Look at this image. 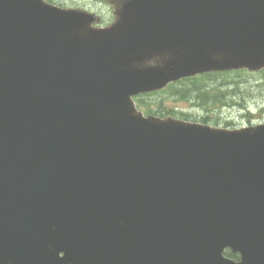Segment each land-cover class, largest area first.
<instances>
[{
	"label": "water",
	"instance_id": "obj_1",
	"mask_svg": "<svg viewBox=\"0 0 264 264\" xmlns=\"http://www.w3.org/2000/svg\"><path fill=\"white\" fill-rule=\"evenodd\" d=\"M91 21L0 0V264H264V123L144 116L132 99L264 67V0H129Z\"/></svg>",
	"mask_w": 264,
	"mask_h": 264
},
{
	"label": "rangeland",
	"instance_id": "obj_2",
	"mask_svg": "<svg viewBox=\"0 0 264 264\" xmlns=\"http://www.w3.org/2000/svg\"><path fill=\"white\" fill-rule=\"evenodd\" d=\"M61 2L63 5H77L78 8L92 11L99 16L106 17L107 13L112 14V11L100 5L98 0H63ZM198 80L205 81L206 78L200 77ZM206 83L207 85L202 88H210L207 95H216V98L221 100L218 104L205 105L197 98H191V93L182 95L183 88L186 86L175 83L154 94L140 97L141 107L151 108L158 115L160 112L166 114L167 111H171L173 115L170 117L203 121L212 126L226 128L264 123V69L254 72H231ZM165 114L163 115L166 116Z\"/></svg>",
	"mask_w": 264,
	"mask_h": 264
},
{
	"label": "trees",
	"instance_id": "obj_3",
	"mask_svg": "<svg viewBox=\"0 0 264 264\" xmlns=\"http://www.w3.org/2000/svg\"><path fill=\"white\" fill-rule=\"evenodd\" d=\"M226 73L229 72H222V73L215 72V74L207 73L208 75L206 74V76L209 79L214 80L216 79V76L223 75ZM179 82L186 86V88H183V93H181L182 95H185L186 93H191V98H197L198 100L201 101L202 104L205 105H213L214 103L218 104L221 101L220 99L216 98V95L208 96L207 93L210 92V88L209 89H207L206 87L202 88L203 86L207 85V83L200 84L199 83L200 81L197 80V77L184 78ZM147 112H151V111L148 110ZM167 113L170 114V112ZM161 114L164 113L160 112V115Z\"/></svg>",
	"mask_w": 264,
	"mask_h": 264
},
{
	"label": "flooded vegetation",
	"instance_id": "obj_4",
	"mask_svg": "<svg viewBox=\"0 0 264 264\" xmlns=\"http://www.w3.org/2000/svg\"><path fill=\"white\" fill-rule=\"evenodd\" d=\"M47 1L57 6H62V7L67 6V8H71V7L77 8L78 7L77 5H71V4L63 5V2H61L63 0H47ZM92 1H97V0H92ZM124 1L125 0H98L100 5H104L112 11V14L110 15L109 13H107L108 15L106 17H104L103 15L97 16V19L100 18V24H103V25L111 24L116 19V13L118 12V9L122 6V3ZM228 256L234 260L239 259V255L232 253V252H229Z\"/></svg>",
	"mask_w": 264,
	"mask_h": 264
}]
</instances>
